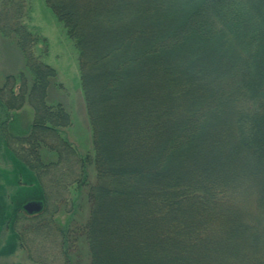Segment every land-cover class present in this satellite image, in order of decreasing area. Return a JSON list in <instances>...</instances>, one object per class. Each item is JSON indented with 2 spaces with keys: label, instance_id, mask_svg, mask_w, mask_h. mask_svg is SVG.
Instances as JSON below:
<instances>
[{
  "label": "trees",
  "instance_id": "trees-1",
  "mask_svg": "<svg viewBox=\"0 0 264 264\" xmlns=\"http://www.w3.org/2000/svg\"><path fill=\"white\" fill-rule=\"evenodd\" d=\"M45 1L80 56L93 264L106 244L131 264H264V0ZM27 13L25 0H0V35L30 77L0 84V131L31 106L19 159L49 184L83 186L89 158L61 137L72 117L48 102L57 71L35 56ZM250 195L259 220L240 212Z\"/></svg>",
  "mask_w": 264,
  "mask_h": 264
},
{
  "label": "rangeland",
  "instance_id": "rangeland-1",
  "mask_svg": "<svg viewBox=\"0 0 264 264\" xmlns=\"http://www.w3.org/2000/svg\"><path fill=\"white\" fill-rule=\"evenodd\" d=\"M25 2L28 13L23 23L41 38L34 47V54L57 71L49 88L48 102L61 104L72 117V125L63 130L61 137L69 142L79 159H89L86 161V185L74 184L70 177H66L63 185L39 179L18 154L25 147L18 139L28 135L34 110L26 105L4 116L7 121L5 134L0 131V264H93L86 224L92 207L88 190L95 183L96 173L79 51L45 0ZM20 75L29 76L23 54L12 37L0 35V84L3 85L8 76ZM42 155L46 164L57 161L53 151H42ZM33 201L42 202L43 208L32 214L36 219L27 221L24 205ZM247 201V207L240 208L241 214L251 221L259 220L260 212L256 210L253 196H247ZM238 206L230 205L228 209ZM106 215L109 220L117 214L111 209ZM219 226L220 223H211L209 231ZM110 251L106 244L99 253L100 264H131L119 256L118 251Z\"/></svg>",
  "mask_w": 264,
  "mask_h": 264
},
{
  "label": "water",
  "instance_id": "water-1",
  "mask_svg": "<svg viewBox=\"0 0 264 264\" xmlns=\"http://www.w3.org/2000/svg\"><path fill=\"white\" fill-rule=\"evenodd\" d=\"M42 208L43 204L40 201H33L24 205L25 212L30 215L41 212Z\"/></svg>",
  "mask_w": 264,
  "mask_h": 264
}]
</instances>
